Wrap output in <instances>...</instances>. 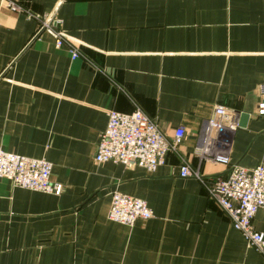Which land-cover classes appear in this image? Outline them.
I'll list each match as a JSON object with an SVG mask.
<instances>
[{"label": "crops", "instance_id": "0c3cea01", "mask_svg": "<svg viewBox=\"0 0 264 264\" xmlns=\"http://www.w3.org/2000/svg\"><path fill=\"white\" fill-rule=\"evenodd\" d=\"M13 1H0V145L50 161L62 191L0 179V264H264L210 191L231 165L264 164V0ZM51 13L76 42L41 30ZM217 105L249 118L210 145ZM138 109L169 139L185 130L165 163H97L107 111ZM114 192L154 217L111 221ZM253 224L264 233V210Z\"/></svg>", "mask_w": 264, "mask_h": 264}, {"label": "built area", "instance_id": "2783aa9c", "mask_svg": "<svg viewBox=\"0 0 264 264\" xmlns=\"http://www.w3.org/2000/svg\"><path fill=\"white\" fill-rule=\"evenodd\" d=\"M0 1L13 11L21 9L13 0ZM42 18L41 30L50 33L57 46H63L67 41L76 42L62 30V20L54 13ZM71 54L73 59L78 57L75 49H72ZM258 100V112L264 114V92ZM107 115V126L95 155L97 163L111 161L153 172L165 163L167 153L176 148L185 134L184 129L178 128L174 137L169 139L154 119L141 109L131 113L108 110ZM240 115L241 112L217 105L205 128L210 145L217 142V137L224 129L235 130ZM213 160L230 164L224 152L215 154ZM52 168V163L47 159L12 153L0 145V179L10 180L15 187L60 194L62 185L51 181ZM192 174L187 164L181 166L182 177ZM210 191L228 214L234 229L242 233L247 245L264 253V233L253 224L257 212L264 210V164L253 168L231 165L225 177L213 182ZM152 217L154 213L144 200L119 192L112 194L108 212L111 221L133 226L138 220Z\"/></svg>", "mask_w": 264, "mask_h": 264}, {"label": "water", "instance_id": "95a60500", "mask_svg": "<svg viewBox=\"0 0 264 264\" xmlns=\"http://www.w3.org/2000/svg\"><path fill=\"white\" fill-rule=\"evenodd\" d=\"M240 112V111H238ZM249 118V114L246 112H241L240 118H239V124L240 126H244Z\"/></svg>", "mask_w": 264, "mask_h": 264}]
</instances>
